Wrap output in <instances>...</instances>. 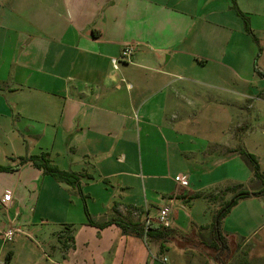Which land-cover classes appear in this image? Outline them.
I'll return each instance as SVG.
<instances>
[{
  "label": "crops",
  "instance_id": "crops-1",
  "mask_svg": "<svg viewBox=\"0 0 264 264\" xmlns=\"http://www.w3.org/2000/svg\"><path fill=\"white\" fill-rule=\"evenodd\" d=\"M236 4L253 36L232 0H0V166L11 169L0 171V241L25 233L0 244V264H199L197 238L163 252L87 214L104 221L116 207L144 223L173 205L171 228L190 236L220 207L195 195L221 204L238 184L264 190L236 153L264 172V0ZM42 154L82 176L86 201L19 167ZM230 215L222 230L234 236Z\"/></svg>",
  "mask_w": 264,
  "mask_h": 264
},
{
  "label": "trees",
  "instance_id": "trees-1",
  "mask_svg": "<svg viewBox=\"0 0 264 264\" xmlns=\"http://www.w3.org/2000/svg\"><path fill=\"white\" fill-rule=\"evenodd\" d=\"M233 7L238 11V13L244 18L246 30L252 35L249 20L238 10L236 0H232ZM253 36V35H252ZM255 41L256 38L253 37ZM260 72V71H259ZM236 153L241 157L245 165L250 169L253 174L254 179L264 185V172L261 169V164L258 157L245 148L240 147L236 150ZM31 164L38 170H41L44 175L52 177L55 181L59 183L66 184L67 186L77 189L79 195L86 201V196L82 192L81 179L82 176L74 173L63 171L59 169L50 160L49 154L35 155L30 157L20 158V166ZM11 169L9 167L0 166V171L9 172ZM229 192H234L233 197L224 201L220 204L219 209L215 213L214 221L210 226L201 227L195 235H187L173 228H163L161 226L152 225L147 234L145 241L148 245L159 246L164 252L167 250V245L170 243L176 244L178 247L182 248L185 245H192L194 241L197 240L205 248L203 254L209 261V256H212L219 264H229L234 258L237 250L234 249L232 243V236L225 234L222 230V224L225 218L231 213L234 207H236L241 201L249 199L251 197H261L264 196V190L260 192L251 191L243 184H238L234 187L226 188L221 191L222 195H227ZM196 197H204L210 203L218 202L223 200L222 196H216L214 193L209 195L197 194ZM88 225L94 227L98 230H104L111 226H116L123 234H133L134 236L144 239L145 226L141 222H133L128 217L122 216L116 209H113L112 215L108 220L95 221L89 214ZM68 237V233L65 232Z\"/></svg>",
  "mask_w": 264,
  "mask_h": 264
},
{
  "label": "rangeland",
  "instance_id": "rangeland-1",
  "mask_svg": "<svg viewBox=\"0 0 264 264\" xmlns=\"http://www.w3.org/2000/svg\"><path fill=\"white\" fill-rule=\"evenodd\" d=\"M9 195L10 192H6L2 196L10 197ZM250 201L253 200L247 199L241 201L236 207L233 208V210L231 211L232 214H229L231 217L228 222L230 223L229 228L238 230L237 234L231 237L232 242L234 243L232 245L234 249L237 250V252L229 264H264V228L263 231L262 229L259 230V232L255 236H252L251 234L252 232H254V230H257V228H259V226H261V224L264 222V201ZM219 203L220 200L218 202L214 201L210 204V207L215 208L217 205L219 207ZM189 211L190 210L188 209L187 211L183 212L188 214ZM229 215L227 217H229ZM0 221H4L3 215L1 213ZM51 232V229L47 232L48 236ZM238 235L248 236V241H246V239H241ZM249 235L251 237H249ZM21 236L22 235H19L18 237ZM29 236H32L31 233H29ZM18 237H16L13 242L5 244L6 248L11 247V245L16 242V239ZM41 237L42 235H39L38 239H40ZM0 242V244L3 245L2 239ZM149 247L154 249V245H149ZM193 253L195 254L197 263L209 264L207 258L202 252L196 251Z\"/></svg>",
  "mask_w": 264,
  "mask_h": 264
},
{
  "label": "built area",
  "instance_id": "built-area-1",
  "mask_svg": "<svg viewBox=\"0 0 264 264\" xmlns=\"http://www.w3.org/2000/svg\"><path fill=\"white\" fill-rule=\"evenodd\" d=\"M134 52V49L132 46L127 45L124 51L121 53V60L128 61ZM179 182L182 186H187L188 185V177L187 176H182L179 178ZM11 202V197H5L1 200V204L4 207L8 206V203ZM173 203V202H172ZM173 206V205H172ZM172 206H167L158 211L157 216L151 217L150 215H147L144 220V226H145V232H144V240L146 238V234L149 230V228L153 225L154 222L158 226H161L163 228H171V219H170V214L172 210ZM20 234H25L22 229L17 228V229H8L2 234V241L3 244H8L10 242H13L14 239L20 235Z\"/></svg>",
  "mask_w": 264,
  "mask_h": 264
},
{
  "label": "water",
  "instance_id": "water-1",
  "mask_svg": "<svg viewBox=\"0 0 264 264\" xmlns=\"http://www.w3.org/2000/svg\"><path fill=\"white\" fill-rule=\"evenodd\" d=\"M210 264H219L212 256H209Z\"/></svg>",
  "mask_w": 264,
  "mask_h": 264
}]
</instances>
